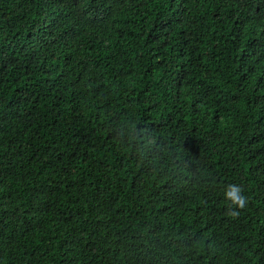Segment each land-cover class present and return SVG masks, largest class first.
<instances>
[{"label":"trees","instance_id":"16d2710c","mask_svg":"<svg viewBox=\"0 0 264 264\" xmlns=\"http://www.w3.org/2000/svg\"><path fill=\"white\" fill-rule=\"evenodd\" d=\"M0 264H264V0H0Z\"/></svg>","mask_w":264,"mask_h":264},{"label":"clouds","instance_id":"9594fccd","mask_svg":"<svg viewBox=\"0 0 264 264\" xmlns=\"http://www.w3.org/2000/svg\"><path fill=\"white\" fill-rule=\"evenodd\" d=\"M243 193L244 189L240 185H226L224 198L228 202V210L225 213L227 216L238 218L240 213L247 208L248 198Z\"/></svg>","mask_w":264,"mask_h":264}]
</instances>
